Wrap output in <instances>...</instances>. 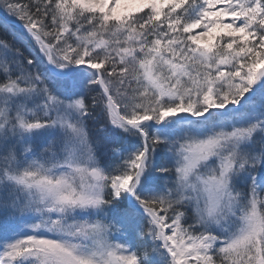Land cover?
<instances>
[{"label": "snow or ice", "instance_id": "6c2138e0", "mask_svg": "<svg viewBox=\"0 0 264 264\" xmlns=\"http://www.w3.org/2000/svg\"><path fill=\"white\" fill-rule=\"evenodd\" d=\"M0 264H264V0H0Z\"/></svg>", "mask_w": 264, "mask_h": 264}]
</instances>
